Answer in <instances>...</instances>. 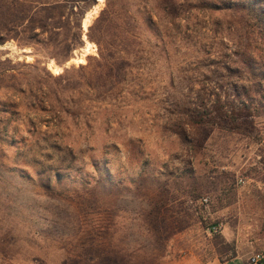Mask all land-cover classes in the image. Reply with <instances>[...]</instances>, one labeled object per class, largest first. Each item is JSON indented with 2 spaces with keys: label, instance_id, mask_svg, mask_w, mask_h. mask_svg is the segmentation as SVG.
<instances>
[{
  "label": "rangeland",
  "instance_id": "1",
  "mask_svg": "<svg viewBox=\"0 0 264 264\" xmlns=\"http://www.w3.org/2000/svg\"><path fill=\"white\" fill-rule=\"evenodd\" d=\"M84 1L0 0V264L263 262L264 0Z\"/></svg>",
  "mask_w": 264,
  "mask_h": 264
},
{
  "label": "trees",
  "instance_id": "2",
  "mask_svg": "<svg viewBox=\"0 0 264 264\" xmlns=\"http://www.w3.org/2000/svg\"><path fill=\"white\" fill-rule=\"evenodd\" d=\"M79 2L80 3H84V6H81V4H79V6H78L80 8V11L83 12V13L87 12L89 10V8L91 7L90 6L91 2H90L89 5L84 0H77V3H79ZM64 9H65L64 5L61 2L56 1V2H53V4L46 5V8L43 9V10L44 11H57V10L58 11L59 10L61 11L62 10L63 11ZM63 12H61L60 17H63L64 16V15H62ZM256 12H258V10H256ZM263 15H264V13H263ZM258 20H259V16H258ZM263 20H264V16L259 21H263ZM259 25L260 26L257 27V30L256 31H257V34L260 37V40H261L260 43L264 44V32H263L264 31V28L262 27V26H264V23L261 22V23H259ZM6 29H7V26L5 24H3V21H0V44H3L5 42L4 39H8V38H4L5 37V34L4 33H5V30ZM36 29H38V28L35 27L34 28V31ZM39 29H41L42 32H41V34H35L36 36L37 35H40L41 36L44 33H49L48 28L46 29V28H43V27L42 28L39 27ZM77 33H79V35H74V40H72V48L73 49L74 48H77L78 49V48H81L82 46H84V41H83V34L84 33H83V31L81 30L80 27H79V31L77 30ZM50 34H51V36H53L52 32H50ZM89 38L92 40L91 36H89ZM46 40H47V38H46ZM18 42L20 43V40L19 39H18ZM19 45L20 46H25V45H22V44H19ZM58 45H59V43L56 46H58ZM56 46H55V48H56ZM52 57L54 59L58 60V63L60 65H64V64L68 63L71 60V56L67 52L66 53L65 52H62V54H60L61 60H59L58 58H55L54 56H52ZM14 67H16V65H12V69H14ZM0 75L2 76V73ZM12 77L14 78L15 76H12ZM10 89H12L15 92H17L18 90L21 91L23 89V86L17 85V82L15 81L12 84V86H10ZM229 113L230 112L228 110L227 112H225V114H221V115L227 116L229 119H231V116L229 115ZM218 226H214V227H218ZM213 228H212V230H213ZM233 256H235V254ZM259 264H264V261L263 262H260Z\"/></svg>",
  "mask_w": 264,
  "mask_h": 264
},
{
  "label": "crops",
  "instance_id": "3",
  "mask_svg": "<svg viewBox=\"0 0 264 264\" xmlns=\"http://www.w3.org/2000/svg\"><path fill=\"white\" fill-rule=\"evenodd\" d=\"M254 255L247 251H241L240 247L236 245V254L228 259H217L212 264H252L251 259Z\"/></svg>",
  "mask_w": 264,
  "mask_h": 264
},
{
  "label": "built area",
  "instance_id": "4",
  "mask_svg": "<svg viewBox=\"0 0 264 264\" xmlns=\"http://www.w3.org/2000/svg\"><path fill=\"white\" fill-rule=\"evenodd\" d=\"M221 230H222L221 226L214 227L212 230V233L213 234H219L221 232ZM262 259H263V257L261 254H256L252 257L251 263L252 264H259L262 261Z\"/></svg>",
  "mask_w": 264,
  "mask_h": 264
}]
</instances>
